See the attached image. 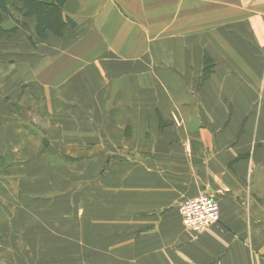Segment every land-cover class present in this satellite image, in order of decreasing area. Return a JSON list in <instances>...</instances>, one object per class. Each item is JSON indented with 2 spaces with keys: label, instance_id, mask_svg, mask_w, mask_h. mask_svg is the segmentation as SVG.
I'll return each mask as SVG.
<instances>
[{
  "label": "crops",
  "instance_id": "crops-1",
  "mask_svg": "<svg viewBox=\"0 0 264 264\" xmlns=\"http://www.w3.org/2000/svg\"><path fill=\"white\" fill-rule=\"evenodd\" d=\"M14 16L0 264H264V0H63L74 25L43 39ZM88 181L98 218L68 248L33 214H66ZM204 192L220 218L195 233L178 205Z\"/></svg>",
  "mask_w": 264,
  "mask_h": 264
},
{
  "label": "trees",
  "instance_id": "trees-1",
  "mask_svg": "<svg viewBox=\"0 0 264 264\" xmlns=\"http://www.w3.org/2000/svg\"><path fill=\"white\" fill-rule=\"evenodd\" d=\"M62 2L63 0H0V39H12L15 35V28L4 29L2 13L9 15L16 25H25L12 14V10H15L20 16L35 18V31L39 38H46L48 33L56 36L61 35L66 25H74L70 19L63 20L61 16Z\"/></svg>",
  "mask_w": 264,
  "mask_h": 264
},
{
  "label": "rangeland",
  "instance_id": "rangeland-1",
  "mask_svg": "<svg viewBox=\"0 0 264 264\" xmlns=\"http://www.w3.org/2000/svg\"><path fill=\"white\" fill-rule=\"evenodd\" d=\"M12 14L13 15H17V12L15 10H12ZM89 183V184H88ZM88 183L84 184V188H83V194L84 196H81L80 198L83 200V203L81 205H76V200H75V196L74 197H70L69 198V203H68V209L69 211L64 214H53L52 216H48V214H45V212H39V213H35L33 214V219L39 223V225L43 226V220L46 219H50L53 223L58 224L57 222H61L63 225V228H57V229H51V230H47V228L40 230L41 232H48V233H52L53 236H61V237H65L67 238L65 240V242L68 243V248L73 246L76 247V244H74L75 242V236L76 235H80V231L76 232V226L74 222H79L80 220L84 219V224L85 226V236L88 237V235L90 234V224L92 223L93 219L97 220V214L93 212V210L96 209L95 205L98 204L97 201L93 202V198H92V194L94 190L96 189H92L91 185H90V181H88ZM39 195H35V199H44L43 195H41L40 197H37ZM73 199V200H71ZM39 200V199H38ZM78 202H80L79 200H77ZM100 202H102L100 200ZM95 203V204H93ZM31 204H33V201L31 202ZM18 216L23 217V219L25 218V213L24 212H20L17 214ZM61 216V217H60ZM42 222V223H41ZM39 231V230H37ZM76 232V234H75ZM39 235V234H38ZM43 235V234H42ZM85 237V238H86ZM45 250H48L50 245H44ZM66 247V246H65ZM86 247V246H85Z\"/></svg>",
  "mask_w": 264,
  "mask_h": 264
},
{
  "label": "built area",
  "instance_id": "built-area-1",
  "mask_svg": "<svg viewBox=\"0 0 264 264\" xmlns=\"http://www.w3.org/2000/svg\"><path fill=\"white\" fill-rule=\"evenodd\" d=\"M178 210L183 227L195 233L202 232L220 218L215 197L205 192L183 199L178 205Z\"/></svg>",
  "mask_w": 264,
  "mask_h": 264
}]
</instances>
